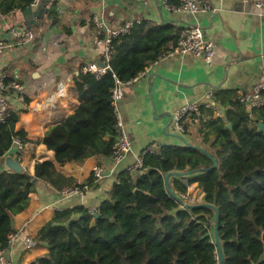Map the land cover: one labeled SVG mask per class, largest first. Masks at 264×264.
Wrapping results in <instances>:
<instances>
[{
    "label": "trees",
    "instance_id": "obj_1",
    "mask_svg": "<svg viewBox=\"0 0 264 264\" xmlns=\"http://www.w3.org/2000/svg\"><path fill=\"white\" fill-rule=\"evenodd\" d=\"M32 2L0 0V13L24 10ZM179 30L172 22H134L112 39L116 52L108 71L99 76L78 72L75 84L81 102L43 136L58 164L111 155L119 136L110 92L115 78L125 82L136 76L173 47ZM11 81L12 77L4 79L6 85ZM13 92L9 87L5 94ZM261 94L264 97V91ZM212 95L216 107L202 105L198 121L183 123L182 145L159 144L156 152L143 154L135 172L117 173L118 182L99 205L97 217L82 205L57 210L35 235L47 251L26 264H219L210 222L215 211L181 206L177 192H186L183 179L197 182L202 202L218 209L224 264H264V130L258 126L264 124V104L248 111L233 89H215ZM18 118L17 111L8 109L0 122V157L11 150L14 137L26 141L25 132L15 130ZM193 125L201 137L199 146L207 153L185 138ZM188 171L192 173L171 177L169 192L165 173ZM33 175L35 182L25 171H6V181L0 184V248L13 231V216L28 207L37 181L60 191L91 185L93 180L74 184L47 160L34 164Z\"/></svg>",
    "mask_w": 264,
    "mask_h": 264
},
{
    "label": "crops",
    "instance_id": "obj_2",
    "mask_svg": "<svg viewBox=\"0 0 264 264\" xmlns=\"http://www.w3.org/2000/svg\"><path fill=\"white\" fill-rule=\"evenodd\" d=\"M215 12L178 13L170 11L163 0H46L48 13L34 17L25 24L23 10L0 13V39L5 48L0 54V73L12 77L18 84L6 93L8 109L17 111L15 130L25 132V147L19 158L28 174H34V164L51 161L55 168L74 179V184L89 183L82 194L63 197L59 190L37 181L30 193L28 207L15 214L12 233L13 264H26L47 251V245L37 243L25 249L20 236L35 237L37 230L50 220L57 210L74 206L99 207L115 183L114 177L94 181L93 167L102 164L110 169L109 157L91 155L81 161L63 165L55 161L53 150L43 144L45 131L73 113L81 102L75 77L87 63L102 61L100 40L107 28L126 20H147L149 23L172 22L177 27L198 24L204 36L213 41L214 55L205 60L192 55L171 56L151 63L144 75L123 86L118 103L122 125L132 143V151L116 165L115 173L126 169L150 143L182 145L184 140L173 123L174 112L193 101H205L215 89H233L238 94L248 92L260 78L264 68V14L242 0H206ZM95 19L101 20L98 26ZM18 26L35 32L28 43L15 42L9 28ZM219 111L215 112L218 115ZM188 143L201 145L196 126L189 128ZM170 184L172 178L170 177ZM6 181V171L0 167V184ZM191 190L203 192L197 182ZM186 192L187 188H186ZM190 192V191H189ZM203 197H201V201Z\"/></svg>",
    "mask_w": 264,
    "mask_h": 264
},
{
    "label": "built area",
    "instance_id": "obj_3",
    "mask_svg": "<svg viewBox=\"0 0 264 264\" xmlns=\"http://www.w3.org/2000/svg\"><path fill=\"white\" fill-rule=\"evenodd\" d=\"M40 0H33V3H38ZM244 3L251 5L259 10L261 14H264V0H242ZM143 4L147 3V0H141ZM165 6L170 10L178 13H191L195 14L197 12H215L216 8L212 7L206 0H178V5H170L168 4V0H163ZM138 19L126 20L125 22L112 27L106 28L105 35L100 40L102 45V62L105 63V66L102 67L98 63L92 62L87 63L81 68L82 72H91L95 75L99 76L108 71L109 62L115 54V49L112 47L111 42L112 39L120 34L126 33L130 27H132L134 22H138ZM95 22L98 26H101V20L95 19ZM9 34L11 38L18 43H28L36 38L35 32L30 29H23L18 26H12L9 28ZM5 43L0 39V54L3 52L5 48ZM214 43L213 41L207 39L204 36L203 29L198 24H186L180 27L177 40L173 47L166 51L164 54L160 55L157 60L171 57V56H184V55H192L194 57H202L205 60H209L214 55ZM156 60V61H157ZM155 62V61H154ZM145 69L140 71L133 78L123 82L117 78H115V84L111 88V103L114 107L115 116H116V126L119 130V136L114 142L112 153L108 159L110 169L105 170L103 165L96 164L93 167V177L94 181L102 180L107 177H114L115 182H118L117 174L115 173V167L119 163L123 161L126 157L127 153L132 151V143L128 138L126 131L123 128L121 117L118 111V103L123 96V86L126 84H130L136 81L140 76L144 75ZM7 77L5 73H0V122H3L8 115V103L5 91L11 87L12 89H17L18 84L15 80L11 81L8 85L5 84L4 79ZM262 91H264V68L260 75V78L253 85V88L244 93H240V102L245 104L248 111L254 107H259L264 104V97L262 96ZM216 107L215 102L213 101L212 92L207 93V99L205 101H193L186 103L179 107L173 114V123L175 129L182 133L184 131L183 123L184 122H194L198 121V117L200 116V107ZM13 146L15 147V153L21 154L25 144L22 143L17 137L13 138ZM159 149V144L153 142L148 144L128 165L126 168L131 173L135 172L138 168L142 166L143 154L146 152H156ZM184 184L186 185L187 191L185 193L177 192L180 197V205L184 207L186 203H196L191 202L192 195L190 194V190L193 188V182L183 179ZM89 187L88 184H84V186L79 187L78 185H74L71 187L63 188L60 190V194L63 197L71 196L74 194H82L84 190ZM203 197V193L200 194ZM91 213H96L98 211V207H88L87 208ZM18 238V235L13 234L12 232L8 235L7 245L3 248H0V264H13L11 259V252L13 243ZM21 243L25 249L33 248L37 245V241L35 237L30 234H23L20 236ZM218 258V255H217Z\"/></svg>",
    "mask_w": 264,
    "mask_h": 264
},
{
    "label": "water",
    "instance_id": "obj_4",
    "mask_svg": "<svg viewBox=\"0 0 264 264\" xmlns=\"http://www.w3.org/2000/svg\"><path fill=\"white\" fill-rule=\"evenodd\" d=\"M46 0H40L38 3H33L30 4L29 6H27L24 10H23V20L25 24H32L34 22V17H37L38 15L43 16L44 14L48 13L49 8L46 7ZM100 66L104 67L105 63L100 61L98 63ZM109 70V68H108ZM258 126L264 130V124L262 122H258ZM227 127H231L230 123H227ZM179 138L181 137V134H176ZM185 142V140H184ZM197 147H199L202 151L206 152L207 151L199 146L196 145ZM216 165V161L213 162L212 167H214ZM0 167L4 170V171H13V172H17V173H21L24 172V167L23 165L20 163L19 158L15 155L14 152L9 151L8 153H6L5 155L0 157ZM211 167H208L207 169H210ZM189 173H192V171H188V172H168L165 173L164 175V182L166 185V188L169 192H171V188H170V184H169V178L170 177H176V176H183V175H187ZM32 177V181L35 182L36 181V177H34L33 174H29ZM187 208H192V207H197V206H206L209 208H212L215 211V216H214V221H213V236H214V243L217 247V251L219 254V264H224V258H223V252L221 250V244H220V240H219V236H218V209L215 205L206 203V202H199V203H186L184 205ZM95 216L97 217V213H95Z\"/></svg>",
    "mask_w": 264,
    "mask_h": 264
},
{
    "label": "rangeland",
    "instance_id": "obj_5",
    "mask_svg": "<svg viewBox=\"0 0 264 264\" xmlns=\"http://www.w3.org/2000/svg\"><path fill=\"white\" fill-rule=\"evenodd\" d=\"M190 194L192 195L191 202H199L201 201V196L199 194V191L197 190H190ZM213 223V221H210Z\"/></svg>",
    "mask_w": 264,
    "mask_h": 264
}]
</instances>
